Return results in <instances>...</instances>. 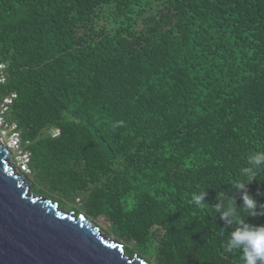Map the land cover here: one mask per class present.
<instances>
[{"label": "trees", "instance_id": "obj_1", "mask_svg": "<svg viewBox=\"0 0 264 264\" xmlns=\"http://www.w3.org/2000/svg\"><path fill=\"white\" fill-rule=\"evenodd\" d=\"M0 62L34 192L152 264H243L190 201L242 205L264 149V0H0Z\"/></svg>", "mask_w": 264, "mask_h": 264}, {"label": "water", "instance_id": "obj_2", "mask_svg": "<svg viewBox=\"0 0 264 264\" xmlns=\"http://www.w3.org/2000/svg\"><path fill=\"white\" fill-rule=\"evenodd\" d=\"M0 264H152L85 215L37 195L0 140Z\"/></svg>", "mask_w": 264, "mask_h": 264}, {"label": "clouds", "instance_id": "obj_3", "mask_svg": "<svg viewBox=\"0 0 264 264\" xmlns=\"http://www.w3.org/2000/svg\"><path fill=\"white\" fill-rule=\"evenodd\" d=\"M261 169H264V149H259L247 156V166L240 168V175L244 181H237L232 189L244 190L242 192V205H237L235 198L231 195L223 196L217 189L215 203L206 200L207 189L195 194L190 203L198 208L211 209L215 215L225 222L228 238L225 242L227 252L240 251L243 264H264V224L254 225L247 219H240V213L245 217L264 216V203H259L247 192V185L257 177ZM235 224L236 227L232 228Z\"/></svg>", "mask_w": 264, "mask_h": 264}, {"label": "built area", "instance_id": "obj_4", "mask_svg": "<svg viewBox=\"0 0 264 264\" xmlns=\"http://www.w3.org/2000/svg\"><path fill=\"white\" fill-rule=\"evenodd\" d=\"M8 81L7 65L0 62V84H6ZM17 98L16 92L6 94L0 99V140L12 152V158L15 166L27 177L32 174V150L31 140L25 139L15 120H10L8 114ZM58 135V132L54 136Z\"/></svg>", "mask_w": 264, "mask_h": 264}, {"label": "rangeland", "instance_id": "obj_5", "mask_svg": "<svg viewBox=\"0 0 264 264\" xmlns=\"http://www.w3.org/2000/svg\"><path fill=\"white\" fill-rule=\"evenodd\" d=\"M29 178H31V176L29 177ZM36 193V192H35ZM37 194V193H36ZM37 195H40V194H37Z\"/></svg>", "mask_w": 264, "mask_h": 264}]
</instances>
